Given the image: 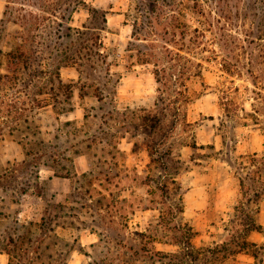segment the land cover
Here are the masks:
<instances>
[{
    "label": "rangeland",
    "instance_id": "rangeland-1",
    "mask_svg": "<svg viewBox=\"0 0 264 264\" xmlns=\"http://www.w3.org/2000/svg\"><path fill=\"white\" fill-rule=\"evenodd\" d=\"M75 5L74 28L100 23L93 8L106 12L111 75L91 70L83 81L95 84L82 96L78 69L63 67V79L77 85L72 100L46 93L49 104L27 112L31 124H21L17 137L14 118L0 115V264L9 263L2 249L16 220L29 221L33 210L39 220L47 202L68 208L60 218L66 227L42 235L44 264H172L178 246L171 240L190 227L198 232L194 243L207 248L230 239L237 217L259 222L264 0H0V19L6 10L27 14V32L45 42L54 68L63 32L54 19ZM157 68L168 86L159 84ZM103 91L106 104L95 96ZM59 170L72 174L67 201L51 190L49 176ZM37 174L42 199L33 193ZM257 261L242 252L220 264Z\"/></svg>",
    "mask_w": 264,
    "mask_h": 264
},
{
    "label": "trees",
    "instance_id": "trees-1",
    "mask_svg": "<svg viewBox=\"0 0 264 264\" xmlns=\"http://www.w3.org/2000/svg\"><path fill=\"white\" fill-rule=\"evenodd\" d=\"M76 5L72 10L66 8L65 12H62L59 16L61 20L54 19L63 30L62 36L59 35L62 38L59 44V65L54 68L51 64V59L54 57L52 55L47 56L45 42L41 39H32L29 36L27 32V14L6 10L5 17L0 19V115L14 118L16 125L10 126V123L8 125L10 126V134L15 137H17V132H22L21 124H31L28 111L49 104V98L43 97L46 93L54 92L55 94V90H59V97L65 95V101L70 102L72 100L74 88L77 85L75 82H66L63 79L61 73L63 67L74 66L78 69L80 78L77 83H80L82 96L86 94L85 86H87V83L92 82L95 84V80L83 81L84 76L88 79L91 78V70L105 68L107 76L110 77L111 75L108 54L104 51L105 45L102 41V30L106 29L108 23L106 12L93 8L91 10L93 19L98 17L100 23L85 24L84 29L74 28L70 21L72 19L71 12L76 9ZM32 15L35 18L39 17L33 12ZM11 25H14L13 28H10ZM198 30L199 28L194 29V31ZM75 35L76 38H74ZM68 39H70L69 42L65 43ZM156 64L159 65V63ZM164 72L166 73V71ZM155 73L161 86L169 85L168 80L165 79L166 74L162 75L160 68H157ZM183 76L184 74L181 73L176 81L178 82ZM161 86H159V89H161ZM95 96L103 104H106L109 97L104 91L95 94ZM71 110H73V107L68 108L66 111ZM19 141L21 142L22 139ZM41 142L44 143L45 141L42 139ZM25 149L26 154L30 155L31 151L28 150L26 145ZM148 149L153 161L154 149L150 145ZM89 174L84 173L85 176ZM56 175L72 176L70 172L63 173L60 170L56 172ZM36 177L37 180L33 185L37 190L33 193L44 197L41 190L40 175L37 174ZM91 182L93 180H89L88 184H91ZM162 189L163 194H166L168 191L167 185L162 186ZM66 208H68V205L62 202H47L44 214L39 220L20 223V220L17 219L18 225L8 236V242L2 249L9 255L8 264H17L14 262V258L18 259V264H44L39 260H41L46 249L49 248V245L43 246L42 243L45 238L42 235L49 233L48 236L50 237V233L56 231L57 226L66 227L60 220L62 217L61 211H65ZM180 211H183L182 206ZM243 216L245 217H237L236 220L232 221L231 229L236 228L237 230L233 232L230 239L217 243L214 247H198L194 243L198 232L193 231L192 227L188 228V232L184 234L174 235L171 241L178 246V250L171 255V263L204 264L207 257L215 256L218 262L212 264H220L229 257L247 252L254 255L258 260V264H264V245H259L249 238L250 234L255 231L264 233V225L259 223L254 216ZM53 222L54 225H51ZM99 236H101L100 233ZM26 255L27 257H25ZM49 257H52V254Z\"/></svg>",
    "mask_w": 264,
    "mask_h": 264
},
{
    "label": "crops",
    "instance_id": "crops-1",
    "mask_svg": "<svg viewBox=\"0 0 264 264\" xmlns=\"http://www.w3.org/2000/svg\"><path fill=\"white\" fill-rule=\"evenodd\" d=\"M259 149V148H258ZM258 149H255L258 150ZM76 169L80 174H84V173H90V168L89 167H85L82 170L80 169L79 164L77 163L76 165ZM56 179H59V186L57 185ZM49 180L51 181V190L55 191V198L57 200H63L67 201L69 199V192L71 191V187H70V183H71V176H57L52 174V176H49ZM40 199H42L41 196H39ZM60 198V199H59ZM22 213V212H21ZM23 217V216H21ZM26 219L29 220H35L36 216V210L33 212H29V214L27 216H25ZM41 218V217H40ZM259 223L264 225V201L262 202L261 205V209L259 212ZM93 235H96V233H92ZM252 237L254 239L255 242H257L258 244H264V233L259 232V231H255L252 234ZM94 241V240H93Z\"/></svg>",
    "mask_w": 264,
    "mask_h": 264
}]
</instances>
